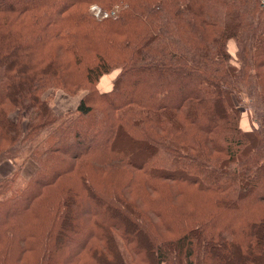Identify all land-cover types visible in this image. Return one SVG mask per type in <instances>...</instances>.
I'll use <instances>...</instances> for the list:
<instances>
[{"label": "trees", "instance_id": "1", "mask_svg": "<svg viewBox=\"0 0 264 264\" xmlns=\"http://www.w3.org/2000/svg\"><path fill=\"white\" fill-rule=\"evenodd\" d=\"M0 13V163L17 165L0 181V264H264V0ZM57 90L85 94L58 113Z\"/></svg>", "mask_w": 264, "mask_h": 264}, {"label": "crops", "instance_id": "2", "mask_svg": "<svg viewBox=\"0 0 264 264\" xmlns=\"http://www.w3.org/2000/svg\"><path fill=\"white\" fill-rule=\"evenodd\" d=\"M103 82V81H101ZM100 83V82H99ZM104 85V84H103ZM99 86V85H98ZM111 85H104V88H110ZM100 89V88H99ZM101 90V89H100ZM82 95H75L70 96L68 94H64L62 90H59L55 93V101L53 103L54 110L58 113H64L66 110H73L77 107L78 103L80 102ZM38 165L35 161L29 159L23 164V168L21 170V176L23 178H29L37 169ZM17 168L16 162L12 159L3 160L0 163V181L2 178L8 177L11 175Z\"/></svg>", "mask_w": 264, "mask_h": 264}, {"label": "rangeland", "instance_id": "3", "mask_svg": "<svg viewBox=\"0 0 264 264\" xmlns=\"http://www.w3.org/2000/svg\"><path fill=\"white\" fill-rule=\"evenodd\" d=\"M91 10L93 11V13H95V16H99L101 14V9L99 7H97V5H92L91 6ZM106 12L103 14L104 16H106ZM3 17V14L0 13V18ZM2 19H0V25L3 26V23L1 21ZM7 27H9V25L6 27L4 26V28L2 30H6L8 29ZM232 55V62L237 64V44L234 40H230L229 43H228V49ZM119 72V69H114L113 71H111L110 73H107L105 74L100 81L99 83V88L102 90V91H108L112 88L113 86V83H114V79L115 77L117 76ZM103 81V82H101ZM107 86V85H111L110 88H104V85ZM59 90H57L55 93H57ZM63 91V90H62ZM64 92V91H63ZM65 94V92H64ZM67 94V93H66ZM65 94V95H66ZM81 94H85V92H81ZM79 94V95H81ZM78 95V96H79ZM71 96V95H70ZM54 97V96H53ZM55 97L52 99L53 100V103H54V100ZM237 105L239 107V110H240V126L244 129V130H250L252 129V125H251V119H250V116H249V113H250V109L248 107V100L246 98H243L241 101H237ZM18 115V112L16 111H13L11 112V117L12 118H16Z\"/></svg>", "mask_w": 264, "mask_h": 264}, {"label": "built area", "instance_id": "4", "mask_svg": "<svg viewBox=\"0 0 264 264\" xmlns=\"http://www.w3.org/2000/svg\"><path fill=\"white\" fill-rule=\"evenodd\" d=\"M98 7V6H97Z\"/></svg>", "mask_w": 264, "mask_h": 264}]
</instances>
